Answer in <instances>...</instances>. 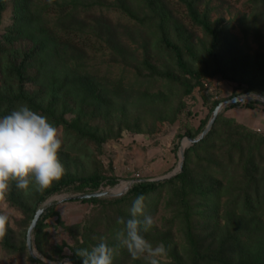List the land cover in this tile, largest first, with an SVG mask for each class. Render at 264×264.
<instances>
[{"label":"rangeland","instance_id":"374dc122","mask_svg":"<svg viewBox=\"0 0 264 264\" xmlns=\"http://www.w3.org/2000/svg\"><path fill=\"white\" fill-rule=\"evenodd\" d=\"M164 40L179 48L192 74L177 67ZM38 51L44 56L27 65L23 81L15 78L12 66ZM42 62L48 63L45 70L38 69ZM217 67L230 79L211 76ZM203 71L199 83L196 75ZM21 86L28 101L46 108L54 100L56 117L68 124L76 119L95 137L56 125L61 180L98 176V191L109 192L101 197L104 203L75 201L83 194L76 182L48 197L58 218L46 219L36 236L41 252L33 233L40 259L67 263L73 249L91 251L103 238L114 249L113 264H148L133 260L116 240L125 227L118 220L132 218L136 197L127 193L141 181H167L162 179L186 165L187 185L174 180L145 196L144 212L155 223L141 234L153 246L165 245L161 264H193L194 249L207 256L199 264H260L264 104L256 99L264 98V0H4L0 94H16ZM245 94L252 98L221 110L180 171V149L190 148L186 139L203 132L215 104ZM234 124L243 130L234 132ZM44 192L34 185L17 189L13 182L0 202V212L8 215L0 264H33L26 235L30 210L45 203L38 204Z\"/></svg>","mask_w":264,"mask_h":264},{"label":"clouds","instance_id":"9594fccd","mask_svg":"<svg viewBox=\"0 0 264 264\" xmlns=\"http://www.w3.org/2000/svg\"><path fill=\"white\" fill-rule=\"evenodd\" d=\"M62 147L59 129L45 115L21 105L9 115L0 118V202L13 182L17 189L27 190L34 185L43 192L58 182L65 174L59 159ZM143 195L137 197L130 208L131 219L118 223L125 227L116 234L119 246L129 252L133 260L144 259L148 264H161L167 255L163 243L153 246L141 232H147L155 223L151 215L144 212ZM3 205L0 204V207ZM143 217V219H140ZM8 215L0 212V239L7 234ZM83 264H113L114 249L101 238L91 251L80 249L76 253Z\"/></svg>","mask_w":264,"mask_h":264},{"label":"trees","instance_id":"16d2710c","mask_svg":"<svg viewBox=\"0 0 264 264\" xmlns=\"http://www.w3.org/2000/svg\"><path fill=\"white\" fill-rule=\"evenodd\" d=\"M3 10H4V0H0V18H1V13ZM193 18L199 25H201L203 27V29L206 32H208V33L212 32L208 23H206L205 21L197 20V18L195 17L194 14H193ZM67 43H69V42H67ZM163 43L167 47V49H170L174 53L177 67L185 73L192 74L187 69L186 65L184 64V62L182 60V54H181V51L179 50V48L177 46L171 44L170 42L166 41V40H164ZM40 52L42 53L44 51L41 49ZM42 56H44V55L39 54V51H38V54H37V52L30 53L28 56H26L24 62L20 65V67L12 66L11 71H13L15 74L12 73L11 71H10V73L14 74L15 78H19L20 81H23V78L26 77V74H24V73H25V68L27 67V65H30L33 61H36L37 58H41ZM39 66H40L38 68L39 70H41V69L45 70V68L48 66V63L42 62ZM218 68L219 67H217L216 70L211 72V76L216 75V74H221L225 79L229 80L230 78L228 76H226V74L223 72V70L218 69ZM205 74H207V73L203 71L200 74H198V76L196 75V80L199 83H201L199 79H200V77L204 76ZM78 85H79V83H78ZM192 89H193V86L188 85L186 88V93H191ZM21 102L28 103L31 107L30 109L35 110V112L37 110H41L43 112V114H45L51 118V120L53 121L52 124L54 126L63 124L64 126H67L66 130H73V131H76L77 134H79V135H81V134L86 135V136L89 135L91 138L95 139L94 135L91 134V132H86L84 128L81 129V127H79V125H78L79 121H76V119L73 120L70 124H68L63 120L62 115L56 117L55 116L56 115L55 109L52 108L55 105L54 100L51 101L50 104L46 108H42L38 104H34L33 101H28V95L26 94V90L24 89L23 86H21L18 89V92L16 94H8V95L0 94V117H4L6 115H9L13 110H16L19 107V104H21ZM217 105H218V103L215 104V106H217ZM230 106H233V105H230ZM217 120H218V117H217L215 123H217ZM64 122L66 124H64ZM215 123H214V125H215ZM232 129L234 130V132H237L238 130H243V127L239 126L237 124H234ZM210 134H211V131L201 141L191 145L190 148H188L187 150L184 151L185 163L188 162L189 153L192 150H194V148L196 146L204 143L205 139ZM243 137H244V135L242 134V136H240L239 138H243ZM241 141H242V139H239L238 142H241ZM248 164H252V162H248ZM188 178H189V174H188L187 167L185 165V166H183V170L180 173L176 174L174 176V178L169 179L167 181H160V182H146V181L138 182L131 187V189L128 191L127 194H130L136 198L141 196V195H143L145 197V196L151 194L152 192H154L155 190H157L160 186H162L164 184H170L174 180H178L179 182H181V184L183 186L187 185ZM76 182L79 183V185L76 188L81 190V192L83 194H88V193H92V192H97L102 185L103 179L99 178L98 176H88V177L80 178L78 180L69 179V178L63 179L60 182H58L56 185L46 189L45 192L42 195H40L38 204L43 203L44 201H46V199L48 197L60 192L61 189H63V188H67V187L74 185ZM114 184L115 183L113 180L109 181V185H114ZM75 201H80L82 203H93V204H100V203L105 202V200H103L102 198H91V199H83V200L75 199ZM36 210L35 209L30 210L31 215H34ZM50 217H57L58 218V213L54 210V205L47 208V213L42 214V216H41L40 220L38 221V224H37V226L33 232L34 236H35L34 245L39 252L42 251V248L40 246V243L38 242L39 240H36V236L39 235L41 230L46 225L45 224L46 219H48ZM6 237L7 236H5L4 239ZM190 241L192 242V245L196 248V244L194 243V241H192V240H190ZM61 251H62V247L59 248V253ZM77 251H78V249H73L72 250L73 254L69 257V260H71L72 264H82V258L76 254ZM193 253L196 255L195 256V262L193 264L202 263L207 258V256H205V255H200L196 251V249H194ZM30 260L33 262V264H43L40 260H36L33 258H31ZM256 261L260 264H264V258H260V257L258 258L257 257Z\"/></svg>","mask_w":264,"mask_h":264},{"label":"water","instance_id":"95a60500","mask_svg":"<svg viewBox=\"0 0 264 264\" xmlns=\"http://www.w3.org/2000/svg\"><path fill=\"white\" fill-rule=\"evenodd\" d=\"M252 98L250 94H245L242 96H236L233 97L231 99L225 100L223 102H220L215 109L212 112L211 118L209 119L206 127L204 128L203 132L197 137V138H190L188 137L187 140V144L193 145L195 143H198L199 141H201L203 138H205V136L210 132V130L212 129L219 113L221 112V110L223 108H225L226 106H230V105H234V104H239V103H243L246 100ZM256 101L262 102L264 104V98L261 97V99H256ZM179 157L181 158V161L179 163V170H182V166H183V160H184V148L180 149V155ZM175 174L173 175H169L165 178H163L162 180H166V179H170L171 177L175 176ZM109 195V192L103 191H97V192H92V193H88V194H81L78 196L73 197L72 199H78V200H83V199H91V198H101V197H106ZM67 198H61L60 200H65ZM52 199L51 200H47L45 201V203L39 207L34 216L33 219L31 221V224L28 228L27 231V235H26V242H27V249L29 252V255L31 256V258L36 259V260H40L41 262H43L44 264H55V263H51L47 260L44 259H40L37 252L35 251L34 247H33V232L38 224V221L40 220L42 214L44 213V210L47 209L48 207H50L52 205ZM72 264L71 260H67L66 262H60V263H56V264Z\"/></svg>","mask_w":264,"mask_h":264},{"label":"built area","instance_id":"2783aa9c","mask_svg":"<svg viewBox=\"0 0 264 264\" xmlns=\"http://www.w3.org/2000/svg\"><path fill=\"white\" fill-rule=\"evenodd\" d=\"M202 84H203V86H204V87H208V85H207V84H205V82H202Z\"/></svg>","mask_w":264,"mask_h":264}]
</instances>
